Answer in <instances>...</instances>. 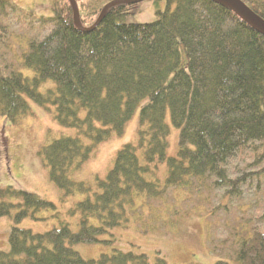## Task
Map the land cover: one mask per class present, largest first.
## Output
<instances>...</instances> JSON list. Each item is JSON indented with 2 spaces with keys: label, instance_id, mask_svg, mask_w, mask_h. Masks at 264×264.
I'll list each match as a JSON object with an SVG mask.
<instances>
[{
  "label": "trees",
  "instance_id": "1",
  "mask_svg": "<svg viewBox=\"0 0 264 264\" xmlns=\"http://www.w3.org/2000/svg\"><path fill=\"white\" fill-rule=\"evenodd\" d=\"M112 1L76 0L83 27ZM242 1L264 19V0ZM166 2L149 24L129 20L141 3L117 4L86 32L68 0H54L51 16L0 0V115L16 126L33 115L30 101L54 108L58 124L79 136L39 154L64 200L86 196L69 213L80 217L77 232L60 221L34 233L18 224L56 205L14 187L1 190L0 217L15 225L0 264H152L145 254L118 249L86 260L74 246L113 244L114 230L132 223L142 234L164 230L181 215V207L166 205L173 192L187 194L191 211L206 215L215 264H264V36L212 0ZM13 46L33 78L2 64ZM47 80L56 87L41 93ZM144 102L138 144L117 152L106 179L94 187L71 180L100 144L124 134ZM168 114L180 131L176 157L167 155ZM163 163L166 182L148 180ZM154 264L168 263L159 257Z\"/></svg>",
  "mask_w": 264,
  "mask_h": 264
},
{
  "label": "rangeland",
  "instance_id": "2",
  "mask_svg": "<svg viewBox=\"0 0 264 264\" xmlns=\"http://www.w3.org/2000/svg\"><path fill=\"white\" fill-rule=\"evenodd\" d=\"M24 9H34L43 16H51L50 7L54 0H14ZM166 0L155 3L152 0H144L140 4L139 13L130 17V22L136 24H149L157 20V11H165ZM18 38L15 39V42ZM16 46H13L15 49ZM20 50L9 51L2 64L15 66L25 77L33 78L35 73L32 69L21 65L22 58ZM52 80L45 81L40 92L46 93L55 89ZM33 115L25 117L19 125H11L0 115V191L14 187L27 192L39 195L45 200L56 205L54 211H41L37 219H25L18 227L31 230L34 233H46L59 226L60 221L68 222L74 232L78 231L79 215L70 216V211L77 203L85 199V195L76 194L63 199V191L50 179V169L45 165L40 151L44 146L49 145L62 137H77L79 133L72 128H64L55 119V109L45 110L33 102H29ZM144 102L126 124L122 136L113 133L107 142L100 144L94 155L86 161L81 169L73 170L70 178L76 183H84L91 187L96 186L97 179L105 180L109 171L113 168L117 152L126 145H137L139 132L142 129L140 122L141 108ZM84 114H82V117ZM166 123L170 128L168 136V157H176L179 152L180 131L176 128L171 116L168 114ZM85 144L90 142L82 137ZM141 162L143 153L140 152ZM168 166L166 163L158 165L155 175H147L150 181L158 180L161 184L166 182ZM187 194L173 192L167 200V207H181V215L176 221L167 223L164 230L156 229L142 234L137 226L132 223L127 228L114 230L115 242L107 244L104 242L96 244H79L74 246L86 260H96L102 254H110L113 249L123 252H134L145 254L152 264L157 258H164L168 264H215L218 257L213 255L207 245L208 225L206 215L191 211L190 203L187 201ZM188 212V214H185ZM12 218L0 217V251L7 252L10 249L9 234L14 226ZM105 237L103 241H109ZM230 264H239L230 259Z\"/></svg>",
  "mask_w": 264,
  "mask_h": 264
},
{
  "label": "water",
  "instance_id": "3",
  "mask_svg": "<svg viewBox=\"0 0 264 264\" xmlns=\"http://www.w3.org/2000/svg\"><path fill=\"white\" fill-rule=\"evenodd\" d=\"M74 10V16L75 21L78 25V27L81 30H84L86 32L92 31L95 28L99 26V24L103 21L105 18V15L111 7L120 4V3H132V4H138L143 2L144 0H114L110 3H108L98 20L95 22L93 26L90 28H84L81 21H80V11L79 7L77 5L76 0H68ZM216 3L225 5L226 7L230 8L235 14H237L241 19H243L245 22H247L255 31L260 33L264 36V19H262L259 15L254 13L252 9H250L242 0H212Z\"/></svg>",
  "mask_w": 264,
  "mask_h": 264
}]
</instances>
